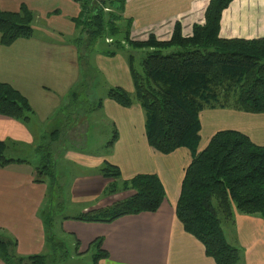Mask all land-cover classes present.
Returning <instances> with one entry per match:
<instances>
[{
  "label": "trees",
  "instance_id": "1",
  "mask_svg": "<svg viewBox=\"0 0 264 264\" xmlns=\"http://www.w3.org/2000/svg\"><path fill=\"white\" fill-rule=\"evenodd\" d=\"M73 1L79 3L80 10L72 17L77 32L69 40L77 51L80 80L68 94L71 99L61 105L56 115H64L68 126L77 121L78 131L82 132L84 119L79 121L69 106L77 102L87 80L96 74L93 55H123L133 92L107 84L105 96L123 107L140 104L147 142L158 152L169 154L178 147L190 151L191 161L184 170L175 206L176 217L183 229L202 243L205 254L215 264H236L241 250L226 239L222 221L232 220L235 211L258 214L264 219V146L254 144L241 131L223 129L215 132L205 148L198 151L199 113L205 108L264 113V37L219 35L222 10L232 0H209L203 23L192 24L186 35L180 23L175 22L166 40L158 39L153 32L145 39L133 38L132 19L122 15L126 0ZM33 19L34 12L24 3L17 10L0 8V44L9 46L18 38H30L34 33ZM87 104L88 109L101 107L102 98ZM0 114L28 126L34 110L20 91L0 81ZM112 128L107 147L117 139L116 127ZM46 132L36 145L38 158L34 168L35 181H46L48 186L41 209L48 252L19 255L16 240L1 232L0 260L4 264H59L70 256L64 241L54 237L48 202L50 192L55 190L62 197V186L55 172L57 150L51 144L62 129L53 128L41 143ZM23 161L30 162L6 155V141L0 140V166ZM90 172L112 179L104 186L102 196L121 191L131 193L107 206L80 211L71 218L111 222L126 214L154 212L165 197L162 182L155 173H137L122 179L119 167L107 160ZM90 247L91 264H99L100 258L108 256L102 248V237L93 239ZM71 250L75 255L81 254L78 239L75 238Z\"/></svg>",
  "mask_w": 264,
  "mask_h": 264
},
{
  "label": "crops",
  "instance_id": "2",
  "mask_svg": "<svg viewBox=\"0 0 264 264\" xmlns=\"http://www.w3.org/2000/svg\"><path fill=\"white\" fill-rule=\"evenodd\" d=\"M161 1L137 2L148 17L145 22L151 28L147 34L151 31L158 39L166 40L171 35L173 25L167 26V21L162 25L160 20L157 21L159 12L173 5L198 0H166L164 5L159 6ZM126 2L128 14L134 15L135 11L132 12L129 6L132 0ZM206 2L203 0L194 7V11L202 12ZM21 3L35 14L34 33L30 38L16 39L9 46L0 44V81L9 83L27 98L34 110V117L27 126L0 114V140L6 141V154L9 157L30 162L0 166V233L5 232L16 239L17 254L28 255L43 253L46 246L45 230L38 212L45 203L47 183L35 181L34 165L38 158L35 148L39 137L48 128L57 124L62 129L65 125L64 115L56 113L66 100L64 96L76 85L80 76L77 51L69 40L75 33L72 17L78 15L80 6L73 0H0V8L17 10ZM55 10L58 12L55 13ZM138 17L139 13L135 17L137 24L143 22H137ZM169 17L176 18V14ZM193 22L182 30L183 34L190 33ZM134 35L132 30L131 36ZM219 35L244 39L264 37V0H233L222 11ZM93 57L96 61L94 64L109 85L121 86L133 92L132 79L123 55L107 57L96 53ZM99 111L116 127L117 139L113 145L107 147L105 154H82L77 150L75 155L78 158H75V152L66 154V158H75L72 162L87 170L107 160L119 167L122 179L137 173H155L162 182L165 197L154 212L126 214L111 222L63 219L61 228L78 239L80 255L92 254L89 248L91 241L102 237V248L108 252V256L100 258L99 264H215L205 254L202 243L183 229L175 214L184 170L191 161L190 151L179 147L169 154H162L152 148L145 136L144 111L137 102L123 107L105 97L102 98L101 107L94 108L92 112L96 114ZM199 119L198 151L205 148L215 132L223 129L241 131L254 144L264 146V113L205 108L200 111ZM76 122L72 129L77 128ZM111 181V178L94 172L77 174L72 180L71 189L75 202L82 204L81 211L107 206L131 193L121 191L102 197L104 186ZM234 217L238 241L246 249V264H264V220L237 211ZM0 264L4 263L0 260Z\"/></svg>",
  "mask_w": 264,
  "mask_h": 264
},
{
  "label": "rangeland",
  "instance_id": "3",
  "mask_svg": "<svg viewBox=\"0 0 264 264\" xmlns=\"http://www.w3.org/2000/svg\"><path fill=\"white\" fill-rule=\"evenodd\" d=\"M138 0H132V3L130 6L131 11L134 12V15L128 14L126 8H127V2H125L124 10L122 12V15L127 18L132 19V29H131V34L132 30H134L135 35L133 36L134 38L137 39H145L147 37V32L149 25L145 22L148 20V17L144 15V11L142 6H140L137 2ZM166 0H162L160 5H164V2ZM233 1V0H232ZM230 1L229 4L232 2ZM203 0H198L195 2H189L188 4H179V5H173L172 7H169L167 9H163V11L159 12L157 18V21L160 20L161 24H165V21H167V26L168 25H174L175 22H179L181 25V29L184 31L186 30L190 25L191 21H194V23H203L204 22V12L205 9L209 3V0H205L206 5L205 8H203V11H194V7L199 5ZM205 4V3H204ZM228 4V5H229ZM228 5L225 7L227 8ZM80 6V5H79ZM224 8V9H225ZM108 10V8H106ZM223 9V10H224ZM31 10V9H30ZM222 10V11H223ZM139 13V17L137 18L138 20H142L143 22H140L139 24L135 23V17ZM176 14L175 17H169V15ZM222 15V13H221ZM199 17V19L197 18ZM35 14H34V19H35ZM34 19L32 22V26L34 23ZM221 19V16H220ZM151 22V18H149ZM135 23V24H134ZM137 24V25H136ZM151 24V23H150ZM187 25V26H185ZM135 27V29H133ZM149 27V28H148ZM154 30V28H152ZM173 29V26H172ZM219 29H220V21H219ZM77 30L75 28V33L76 34ZM151 32V31H150ZM73 37V36H71ZM70 37V38H71ZM111 40L110 38H106V41ZM164 40V39H162ZM73 45V44H72ZM92 62L94 61V57L92 59ZM95 69H96V74L93 79H88L87 80V85L82 88L79 99H77V102L75 104H72L69 106L72 107V112L75 114V117H78V119H84L83 125H82V132L78 131V128L74 127L72 129V126L66 125L64 122V126L62 127V133L56 139L53 141L51 144L56 152V163H55V172H56V177L57 181L60 183L62 186V192L61 196H59V191L55 190L52 193L50 192V197L48 199L49 202V211L52 217V229L55 234L54 237H56L58 240L64 241L65 246L68 250V253H70V256L65 259L64 261L62 260L59 262V264H91V253H85L82 255H75L72 253V247H73V242L75 241L74 236L70 235L69 233H66L65 231L62 230L61 228V221L63 220L64 217H67L68 219H71L72 216L77 215L81 210L82 207L81 205L78 204V202H75L74 200V194L71 189V184L72 180L75 178L77 174H81L84 172H90V170L87 169H82V166L78 165L75 161L72 162V159L78 158V155H75L77 150L82 151L80 153L82 154H105L107 153V146L106 142L109 140L111 136V131H112V121L108 119L103 112L99 111L96 114L92 112L94 109H88L90 107L89 104H87V101L94 102V100L98 99L99 97L105 98V92H106V87H107V80L104 78L100 70L97 68V66L94 64ZM79 67V66H78ZM79 79L72 88H76L77 84L79 83ZM84 85H82L83 87ZM80 90V87H79ZM70 92V91H69ZM68 92V94H69ZM64 96L63 99H66L64 101V104L67 103L71 97L69 95ZM108 98V97H107ZM68 112V111H67ZM69 113V112H68ZM58 115V114H57ZM80 121V120H79ZM76 121L74 120L72 125L74 126V123ZM55 128H61L60 125H55L53 126ZM48 128L47 132L45 134V138L41 137L40 141L41 143L46 141L49 132L53 129ZM80 128V127H79ZM179 148V147H178ZM177 149V148H176ZM74 153L75 158H72L74 156H71L72 159L66 158V154ZM7 155V154H6ZM78 156V157H77ZM33 161V160H32ZM34 162V161H33ZM98 167V166H97ZM101 175V174H99ZM102 176V175H101ZM106 178V177H105ZM55 186V183L53 184V188ZM48 187V186H47ZM48 191V190H47ZM127 194V193H126ZM122 195V194H120ZM102 196V195H101ZM103 197V196H102ZM45 198V197H44ZM45 202V200H44ZM88 204V203H84ZM43 206V203H42ZM40 207L38 215L39 218L42 222L43 225V230H45V223L43 221L42 215H41V209L43 207ZM245 215H250V214H245ZM252 216L260 217L258 214H252ZM65 218V219H67ZM262 218V217H260ZM74 219V218H72ZM263 219V218H262ZM264 220V219H263ZM235 217L232 220L229 221H222V228L224 230L225 236L227 235L229 237V240L232 245L240 248V257L238 259V262L236 264H246V256L245 252L246 249L240 245L238 241V236L236 232V224H235ZM5 235H7L5 232H3ZM15 239V238H14ZM77 239V238H76ZM16 240V239H15ZM17 242V241H16ZM91 251L92 248L89 247ZM47 247L45 246L44 252L47 251Z\"/></svg>",
  "mask_w": 264,
  "mask_h": 264
}]
</instances>
